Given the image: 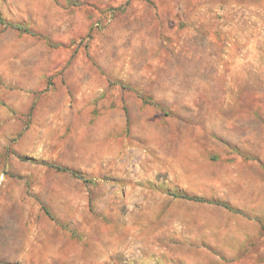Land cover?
I'll return each instance as SVG.
<instances>
[{
	"label": "rangeland",
	"instance_id": "1",
	"mask_svg": "<svg viewBox=\"0 0 264 264\" xmlns=\"http://www.w3.org/2000/svg\"><path fill=\"white\" fill-rule=\"evenodd\" d=\"M0 264H264V0H0Z\"/></svg>",
	"mask_w": 264,
	"mask_h": 264
},
{
	"label": "bare ground",
	"instance_id": "2",
	"mask_svg": "<svg viewBox=\"0 0 264 264\" xmlns=\"http://www.w3.org/2000/svg\"><path fill=\"white\" fill-rule=\"evenodd\" d=\"M235 69L233 70V74H235ZM240 75L238 76H231L230 80L226 79L225 81L227 82L226 84L230 87L229 93L227 95H230L233 90H239V89H246L247 86L249 85L248 83V74H247V69L245 66L241 67L239 70ZM232 90V91H231ZM222 95H226V92H222Z\"/></svg>",
	"mask_w": 264,
	"mask_h": 264
},
{
	"label": "crops",
	"instance_id": "3",
	"mask_svg": "<svg viewBox=\"0 0 264 264\" xmlns=\"http://www.w3.org/2000/svg\"><path fill=\"white\" fill-rule=\"evenodd\" d=\"M237 241H238L239 243H241V244H242V242H243L241 238L238 239ZM239 248H240V245H239Z\"/></svg>",
	"mask_w": 264,
	"mask_h": 264
},
{
	"label": "trees",
	"instance_id": "4",
	"mask_svg": "<svg viewBox=\"0 0 264 264\" xmlns=\"http://www.w3.org/2000/svg\"><path fill=\"white\" fill-rule=\"evenodd\" d=\"M75 176L80 177L79 173H74Z\"/></svg>",
	"mask_w": 264,
	"mask_h": 264
}]
</instances>
